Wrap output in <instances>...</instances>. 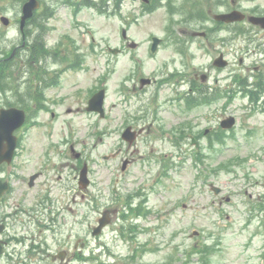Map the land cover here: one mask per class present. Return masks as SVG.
<instances>
[{
    "label": "rangeland",
    "instance_id": "obj_1",
    "mask_svg": "<svg viewBox=\"0 0 264 264\" xmlns=\"http://www.w3.org/2000/svg\"><path fill=\"white\" fill-rule=\"evenodd\" d=\"M43 1L47 16L42 40L59 46L57 58L67 57L72 63L83 58L84 65L63 73L57 85L46 90L48 99L58 100L54 115L30 108L25 153L61 166L73 145L89 161V200L81 204L78 197L75 219L69 221L73 236L77 233L87 241L84 252L89 260L77 263L264 264V105L253 107L236 92L237 123L226 144L210 150L204 141L198 153L192 145L176 144L170 136L176 137L182 124L194 122L201 129L213 125L211 106L184 112L174 105L178 87L184 86L178 76L163 81L168 63L186 79L209 65L200 41L186 43L173 62L172 35L161 11L119 17L93 9L76 11L64 6L67 0ZM21 5L20 0H0V14L17 18ZM4 26L0 22V51L19 29L17 23L8 32ZM123 27L128 29L127 41L121 38ZM152 34L167 37L158 54L150 51ZM130 40L138 46L130 48ZM109 46L124 51L113 54ZM43 63L62 67L58 60ZM142 76L156 80L142 87ZM33 83L23 82L26 95L34 90ZM188 86L186 81L184 90ZM101 87L107 91L104 118L86 108L91 94ZM129 123L153 127L130 145L121 138ZM126 157L133 161L123 171ZM62 176L66 182V174ZM211 182L222 192L215 194ZM108 208L117 212L102 234L93 236V226ZM49 243L56 246L51 239Z\"/></svg>",
    "mask_w": 264,
    "mask_h": 264
},
{
    "label": "flooded vegetation",
    "instance_id": "obj_2",
    "mask_svg": "<svg viewBox=\"0 0 264 264\" xmlns=\"http://www.w3.org/2000/svg\"><path fill=\"white\" fill-rule=\"evenodd\" d=\"M104 8L119 17L161 11L167 16V29L174 35L173 39L184 41L195 36L209 50L206 54L211 61L207 68L210 73H195V81L188 89L199 104L208 95L214 115L213 127H206L202 134L198 131L195 136L198 140L217 137L218 132H223L218 119L221 121L234 113L236 92L249 97L253 107L264 102V0H107ZM42 10L41 4L26 20L24 28L19 29L18 37L7 43L10 55L8 51L2 53L0 81L5 89L0 91V110L14 106L28 113L33 106L42 110L47 103L53 106L57 103L55 98L42 99L43 89L55 85L47 86L56 81L59 71L42 64L43 60H57L41 58L42 43L37 28ZM16 20L12 19L10 26ZM50 50L56 57L60 48L56 44ZM172 51L174 60L181 51ZM62 61L73 64L70 59ZM178 72L168 74H177L181 82L185 81ZM28 79L34 81V90L26 95L23 82ZM185 94L181 91L179 97L185 100ZM24 126L15 130L17 139L12 159L0 163V264H76V253L81 251L85 240L77 237L74 243L77 252L70 249L73 223L69 221L73 218L72 203L76 201L71 197L73 182L78 183L76 191L81 203L89 200V187L79 186L80 160L77 158L72 164L67 155V167L73 172L64 183L62 174L55 172L56 164L39 156L34 159L30 154L26 156ZM7 144V140H2V145ZM31 167L34 170L29 171ZM47 233L58 246H48Z\"/></svg>",
    "mask_w": 264,
    "mask_h": 264
},
{
    "label": "water",
    "instance_id": "obj_3",
    "mask_svg": "<svg viewBox=\"0 0 264 264\" xmlns=\"http://www.w3.org/2000/svg\"><path fill=\"white\" fill-rule=\"evenodd\" d=\"M38 7V0H28V2L24 5V16H23V21L30 17L33 13V9ZM4 22H7V18H2ZM155 43H154V49L156 48L157 45V38H155ZM118 49H113L114 52H117ZM149 82L148 79L143 80V83ZM104 98H105V90L102 89L98 93H96L89 101V110H97L101 113L102 116L105 114V109H104ZM20 113L17 112H6L2 116H0L1 120L3 121V125H0V130L4 132L10 133L16 126H18L22 120H23V114L21 113L22 111H19ZM14 113V114H13ZM232 122L229 124L231 125ZM137 133L135 131L131 130V127H128L125 132L123 133V137L133 141L136 138ZM14 143H11V149L13 148ZM126 167V162L124 163V168ZM88 168L87 165L83 168L81 172V183L82 184H88ZM218 192L219 189H216ZM110 211H106L104 216L100 219V225L95 227L93 234H99L103 227L110 221L109 217Z\"/></svg>",
    "mask_w": 264,
    "mask_h": 264
}]
</instances>
